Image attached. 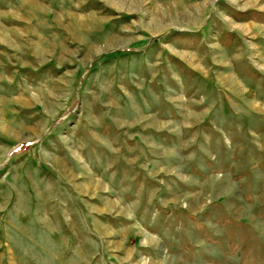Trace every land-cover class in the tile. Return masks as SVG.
<instances>
[{"label":"rangeland","instance_id":"374dc122","mask_svg":"<svg viewBox=\"0 0 264 264\" xmlns=\"http://www.w3.org/2000/svg\"><path fill=\"white\" fill-rule=\"evenodd\" d=\"M0 264H264V0H0Z\"/></svg>","mask_w":264,"mask_h":264}]
</instances>
